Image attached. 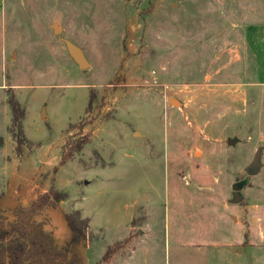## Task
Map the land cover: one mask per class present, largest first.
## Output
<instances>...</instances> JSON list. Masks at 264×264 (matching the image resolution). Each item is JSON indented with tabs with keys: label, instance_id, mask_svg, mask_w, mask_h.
I'll list each match as a JSON object with an SVG mask.
<instances>
[{
	"label": "rangeland",
	"instance_id": "obj_1",
	"mask_svg": "<svg viewBox=\"0 0 264 264\" xmlns=\"http://www.w3.org/2000/svg\"><path fill=\"white\" fill-rule=\"evenodd\" d=\"M51 184L39 219L82 264H264V0H2L0 218Z\"/></svg>",
	"mask_w": 264,
	"mask_h": 264
},
{
	"label": "trees",
	"instance_id": "obj_2",
	"mask_svg": "<svg viewBox=\"0 0 264 264\" xmlns=\"http://www.w3.org/2000/svg\"><path fill=\"white\" fill-rule=\"evenodd\" d=\"M7 100L13 121V128L9 129V132H15V148L18 150L22 144L19 134L22 135L23 109L14 96L9 95ZM81 147L77 143L71 144L68 150L62 153L60 164L69 160ZM65 197L64 192L51 184L48 190L37 193L27 204L16 205L11 221L0 218V264H82L74 251L56 246L54 237L39 219L44 211L56 208ZM64 220L74 240L84 241L87 238L89 219L82 217L78 209L66 213ZM125 240L127 241H116L109 246L103 259L112 255L116 249L122 248Z\"/></svg>",
	"mask_w": 264,
	"mask_h": 264
},
{
	"label": "water",
	"instance_id": "obj_3",
	"mask_svg": "<svg viewBox=\"0 0 264 264\" xmlns=\"http://www.w3.org/2000/svg\"><path fill=\"white\" fill-rule=\"evenodd\" d=\"M59 27H57L56 25H54V30L57 31ZM66 47L67 50L70 54V56L73 58V60L76 62V64L78 65V67L80 69H84L87 67L88 62L87 59L82 51V49L77 46L76 44L72 43L71 41L66 40ZM236 139H228L227 143L228 144H233L235 143ZM260 151L261 149L258 148L255 152L254 158L252 159V162L250 165H248L245 168V173L247 175H254L257 173V171L259 170L260 167ZM245 184V180H238V178H236L235 182L232 184V191H233V197H232V202L234 203H239L242 201L243 197L242 195L239 193L240 190L243 188Z\"/></svg>",
	"mask_w": 264,
	"mask_h": 264
},
{
	"label": "crops",
	"instance_id": "obj_4",
	"mask_svg": "<svg viewBox=\"0 0 264 264\" xmlns=\"http://www.w3.org/2000/svg\"><path fill=\"white\" fill-rule=\"evenodd\" d=\"M2 0H0V4H1ZM44 192V191H43Z\"/></svg>",
	"mask_w": 264,
	"mask_h": 264
}]
</instances>
